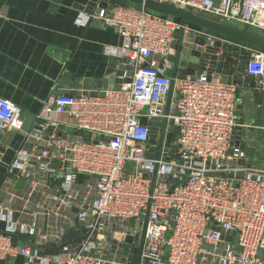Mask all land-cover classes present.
<instances>
[{
  "label": "built area",
  "instance_id": "built-area-1",
  "mask_svg": "<svg viewBox=\"0 0 264 264\" xmlns=\"http://www.w3.org/2000/svg\"><path fill=\"white\" fill-rule=\"evenodd\" d=\"M157 1L264 32V0ZM88 20L120 36L117 57L129 68V80L94 95L50 92L7 166L8 174L25 180L28 197L36 194L38 206L57 218L59 239L70 221L81 237L44 257L3 231L0 262L22 256L37 264H130L148 209L143 264H264V169L237 164L243 158L232 144L237 84L206 69L176 76L165 114L170 85L165 72L179 30L182 51L201 50L200 37L247 51L244 74L263 93L264 49L204 34L127 1L98 0ZM18 110L11 101H0L1 135L21 130Z\"/></svg>",
  "mask_w": 264,
  "mask_h": 264
},
{
  "label": "crops",
  "instance_id": "crops-1",
  "mask_svg": "<svg viewBox=\"0 0 264 264\" xmlns=\"http://www.w3.org/2000/svg\"><path fill=\"white\" fill-rule=\"evenodd\" d=\"M97 1L0 0V101L9 100L36 116L52 91L91 90L111 75L114 79L126 76L128 71L119 75L123 72L117 57L120 36L88 20ZM241 79L236 94L241 130L232 140L243 152L237 164L264 169V93L254 79L244 73ZM24 134L22 129L0 134V232H10L16 242L40 256H55L62 245L75 243L68 239L77 230L70 221L59 239L57 218H50L43 204L38 206L36 194L28 197L23 178L8 174L7 166L24 143ZM35 212L39 215L33 216ZM133 242L130 238L129 243ZM11 264L37 263L19 256Z\"/></svg>",
  "mask_w": 264,
  "mask_h": 264
},
{
  "label": "water",
  "instance_id": "water-1",
  "mask_svg": "<svg viewBox=\"0 0 264 264\" xmlns=\"http://www.w3.org/2000/svg\"><path fill=\"white\" fill-rule=\"evenodd\" d=\"M104 4L108 0H101ZM134 5L144 6L147 9L159 12L168 16L169 18H176L180 20L182 24L189 23L191 25L197 26L200 28L202 33L207 32H214L218 35L226 37L228 39L245 43L247 45L257 47L260 49H264V32L253 27L247 26L242 22H236L233 20H225L221 19L217 16L203 13V12H193L190 10H185L183 8L177 7L169 2H161L157 0H124ZM175 40L172 43V47L174 52L172 55L169 56V60L172 62L171 68L165 72V75L170 77V85L168 94L166 97L165 102V114L169 112L172 97H173V81L176 76H185V75H193L194 73H201L203 70L207 71H215L220 72L223 74H229L227 78H223L228 82H232L237 85L242 84V73H244L245 65L247 64L250 55L245 50H240L237 46L226 43L216 41L213 45L206 41L203 37H200L196 40V43L202 45L203 48L201 50H192L182 51V40H183V30H179L174 34ZM238 62L236 71H233L234 68L231 66L232 62ZM123 69V70H122ZM121 70L123 72H119V75H124V71L127 72L129 70L128 67L123 66L121 64ZM120 70V71H121ZM126 74V73H125ZM129 72L124 76V78H113L112 75L104 80L101 86L93 88L89 91L90 94L94 95L96 91L103 90L106 88H118L119 85L115 86V83H121L124 81H128L129 78L127 77ZM252 79V77H248ZM63 84V83H61ZM70 87H74L70 85ZM67 92V91H64ZM74 91H71V93ZM259 93V91H256ZM17 118L20 121H23L21 129L23 131H28L34 120L35 116L31 113L24 112L22 110H18ZM167 125V119L164 117L162 119L158 138H157V152L156 157H159L160 149L163 145V139L165 135V129ZM240 126H236L233 132V139H237L240 133ZM169 136V134L167 135ZM156 172L152 174L151 177V190L153 188V183L155 179ZM10 176L15 177V175L10 174ZM148 215V209L145 211L143 225L141 234L139 237L138 245L136 247L131 248V252H136L135 260L132 264H143L141 261V252L143 248L144 242V233H145V226L146 220ZM128 251L124 250V254ZM130 260L129 263H131ZM0 264H9L8 262H0Z\"/></svg>",
  "mask_w": 264,
  "mask_h": 264
},
{
  "label": "rangeland",
  "instance_id": "rangeland-1",
  "mask_svg": "<svg viewBox=\"0 0 264 264\" xmlns=\"http://www.w3.org/2000/svg\"><path fill=\"white\" fill-rule=\"evenodd\" d=\"M124 1V0H123ZM231 66L234 68V70L233 71H236V68H237V66H236V63L235 62H232L231 63ZM221 78H227V76L229 75V74H223V73H220V72H216ZM168 149L169 148H166V151H168ZM134 225V222H133V220H131L130 222H129V225ZM130 225V226H131ZM73 236H79V238L81 237V233L80 232H76V233H74V235ZM62 240H64V239H62ZM135 247L137 246V245H134ZM135 255H136V252H133L132 253V262L130 263V264H132L133 263V261L135 260Z\"/></svg>",
  "mask_w": 264,
  "mask_h": 264
},
{
  "label": "trees",
  "instance_id": "trees-1",
  "mask_svg": "<svg viewBox=\"0 0 264 264\" xmlns=\"http://www.w3.org/2000/svg\"><path fill=\"white\" fill-rule=\"evenodd\" d=\"M151 11H153V10H151ZM154 12H156V11H154ZM156 13H158V14H160V15H163L164 16V14H161V13H159V12H156ZM176 19V18H175ZM178 20V19H177ZM74 235V233H71V235L69 236V239H68V241H74V242H76V241H78L80 238H79V236H73Z\"/></svg>",
  "mask_w": 264,
  "mask_h": 264
}]
</instances>
